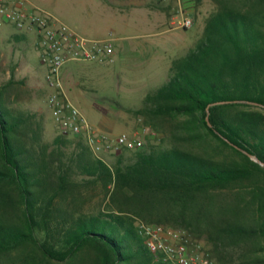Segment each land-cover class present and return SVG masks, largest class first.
<instances>
[{
  "label": "trees",
  "instance_id": "trees-1",
  "mask_svg": "<svg viewBox=\"0 0 264 264\" xmlns=\"http://www.w3.org/2000/svg\"><path fill=\"white\" fill-rule=\"evenodd\" d=\"M212 1L136 111L160 143L112 165L83 137L48 141L44 116L14 105L22 81L0 85V264H169L139 222L185 231L216 264H264V0Z\"/></svg>",
  "mask_w": 264,
  "mask_h": 264
},
{
  "label": "rangeland",
  "instance_id": "rangeland-1",
  "mask_svg": "<svg viewBox=\"0 0 264 264\" xmlns=\"http://www.w3.org/2000/svg\"><path fill=\"white\" fill-rule=\"evenodd\" d=\"M29 1L33 6L48 12L58 22L84 33L87 37L93 39L107 38L110 29L106 31L99 29V23H104V19L96 17L93 5L84 4L83 0ZM193 2H195L194 13L201 14L204 19L214 9L212 0H193ZM174 4L169 2L155 6L164 15L168 13L172 27L173 19L176 17V13L173 11ZM130 22L131 18H128L127 23ZM196 28L193 37L188 40L192 48L196 46L203 34L200 23ZM9 30L8 26L0 28V85L9 81L12 76L18 81H22L23 96L14 105L43 115L46 121V138L51 141L57 136L58 129L50 117L47 105L49 94L44 82L43 72L45 68L39 62L35 35L29 33L36 47L28 39H16ZM144 30L148 31V29H140L134 32L130 28V31L126 32V37L144 32ZM178 39V35L173 36L168 42L169 45H172L174 41L177 42ZM130 42L129 40L128 43ZM187 52V48H185L183 54ZM147 63L149 65L141 69H133L128 59L110 63L70 65L69 67L73 68V71L78 70L83 79L81 78V87H67V97L82 111L95 128L113 134L122 132L143 133L145 134V141L148 139L150 144L158 145L160 135L156 132L157 137L151 138L149 133L153 130L144 127L142 120L136 114V111L143 107L146 94L153 93L157 88L156 86H160L164 82L162 76L159 81L150 79L153 66L156 65L157 61L149 60ZM108 124L112 130L108 128ZM99 157L110 165L117 160V156L108 154H101ZM201 245L204 247L203 243Z\"/></svg>",
  "mask_w": 264,
  "mask_h": 264
},
{
  "label": "built area",
  "instance_id": "built-area-1",
  "mask_svg": "<svg viewBox=\"0 0 264 264\" xmlns=\"http://www.w3.org/2000/svg\"><path fill=\"white\" fill-rule=\"evenodd\" d=\"M168 4L170 0H155ZM176 17L173 27L188 30L194 25L193 0H174ZM12 26L21 33H34L41 65L45 68V82L50 90L48 109L59 134L83 137L91 151L99 156H118L145 147L143 133L113 134L95 128L81 110L67 97L62 78L63 67L70 62L110 63L115 48L112 35L107 40L90 39L48 12L33 6L29 0H0V28ZM156 138V131L149 133ZM139 234L147 247L159 259L169 264H216L207 258L201 243H193L183 230L166 229L160 225L137 223Z\"/></svg>",
  "mask_w": 264,
  "mask_h": 264
},
{
  "label": "crops",
  "instance_id": "crops-1",
  "mask_svg": "<svg viewBox=\"0 0 264 264\" xmlns=\"http://www.w3.org/2000/svg\"><path fill=\"white\" fill-rule=\"evenodd\" d=\"M83 2L84 4L93 5V11H95L96 17L104 19V23H99V29H104V31L110 29L108 31L107 38L96 40H107L110 38V35H112L115 48L113 62L128 59L130 61V66L133 69H141L149 65L147 63L149 60L157 61L156 65L153 66V73L150 75V79L153 81H159L162 76L164 77V82L160 86H156V89L163 86L169 80L173 61L186 56L189 51L193 49L191 43H188V40L193 37V34L197 29L196 26L199 23L202 25V32L204 31V23L207 19H204L202 15L197 12L193 13L195 20L194 26L191 29L182 30L171 26L168 13L167 15H164L162 11L156 9L155 6L158 3L155 0H83ZM170 2H172V4L175 3L173 0ZM128 18H131L130 23H127ZM8 27L10 28L9 32L16 39H28L31 41L32 45L36 47L29 33H21L12 26ZM130 28L133 29L134 32L139 31L140 29H148V31L144 30V32H139L133 36L126 37V32L130 31ZM77 32L86 36L82 32ZM176 35L179 36L177 42L174 41L172 45H169L168 42ZM129 40L131 41L130 43H128ZM185 48H187L188 52L183 54ZM81 63L89 62H70L62 69L61 74L65 84L66 94L67 87H81L82 85V77L79 75L80 73H78V70L73 71V68L69 67L70 65H78ZM43 73L45 82V69ZM45 86L48 90V94H50V90L47 87L46 82ZM147 95L148 94H146V96ZM50 117L53 120L51 113ZM108 128L112 130L109 124Z\"/></svg>",
  "mask_w": 264,
  "mask_h": 264
},
{
  "label": "water",
  "instance_id": "water-1",
  "mask_svg": "<svg viewBox=\"0 0 264 264\" xmlns=\"http://www.w3.org/2000/svg\"><path fill=\"white\" fill-rule=\"evenodd\" d=\"M257 162H259L256 158H254ZM260 163V162H259Z\"/></svg>",
  "mask_w": 264,
  "mask_h": 264
}]
</instances>
